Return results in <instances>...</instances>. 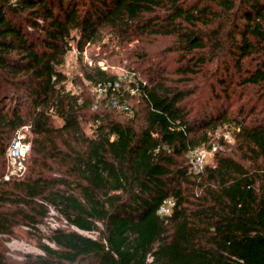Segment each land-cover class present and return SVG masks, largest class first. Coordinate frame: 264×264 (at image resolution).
Masks as SVG:
<instances>
[{
    "label": "trees",
    "instance_id": "obj_1",
    "mask_svg": "<svg viewBox=\"0 0 264 264\" xmlns=\"http://www.w3.org/2000/svg\"><path fill=\"white\" fill-rule=\"evenodd\" d=\"M107 36L169 38L176 65L100 96L67 89L66 55ZM23 126L0 235L24 225L42 254L14 262L0 237V264H264V0H0V156ZM215 142L194 173L191 152ZM49 207L78 231L40 233Z\"/></svg>",
    "mask_w": 264,
    "mask_h": 264
},
{
    "label": "rangeland",
    "instance_id": "obj_2",
    "mask_svg": "<svg viewBox=\"0 0 264 264\" xmlns=\"http://www.w3.org/2000/svg\"><path fill=\"white\" fill-rule=\"evenodd\" d=\"M171 42L172 40L169 38L133 39L131 37L123 41L119 38L115 39L107 36L102 42L87 45L82 56L79 55L73 46L72 50L66 55L64 64L59 69L67 77V89H71L77 93L85 91L92 95L94 94V88L84 83L81 79L80 69L83 65L98 66L107 73L116 75L118 78L128 77L126 85L133 80L145 82L148 73L154 68L153 64H157V66L166 64L169 69L175 67L176 59L163 53L170 46ZM54 124L55 126H59L61 122L56 120ZM89 126H85L87 132ZM24 137L30 138L29 132H25ZM220 137H224L227 143H232V139L228 133L218 132L215 141H218ZM13 138L14 136L12 140ZM213 144L215 150L200 149L205 153L204 164L211 165L213 162V155L217 150V142ZM10 171L11 168L6 162L5 155L0 156V178L4 181V177L9 175ZM56 222L60 224V221H57L54 217H47L44 223L38 224L36 228L40 233L47 235L49 230H53ZM33 235L34 233L30 231V228L21 225L14 230L13 236L3 238V245L6 248L7 256L12 261L17 262L21 261L24 255H41L42 251L37 246V241L32 237ZM87 236L94 237L96 234L89 233ZM42 241L47 243L44 238ZM8 246L13 248V250Z\"/></svg>",
    "mask_w": 264,
    "mask_h": 264
},
{
    "label": "built area",
    "instance_id": "obj_3",
    "mask_svg": "<svg viewBox=\"0 0 264 264\" xmlns=\"http://www.w3.org/2000/svg\"><path fill=\"white\" fill-rule=\"evenodd\" d=\"M127 78L128 77H121V78L119 77L118 81H116L113 84L107 83L104 85H98L97 87L93 89V91L94 93L100 96V95H104L109 90H113V91L120 90V83H123L124 81H126ZM132 93L133 91H131V94ZM111 107L118 108V109L125 110V111L128 110L127 105H121L115 99L111 101ZM25 132H29L28 126H23L19 128L15 132L14 138L6 150V154H5L6 162L8 166L11 168V171L9 172V175L4 177L5 181H9L10 179H20L24 176L26 172L27 158L30 153L31 145L28 139L24 137ZM211 150H215V147L211 148ZM204 159H205V153L203 151L194 150L191 152L189 161L191 164V170L194 173H199L200 171H202L205 165ZM165 204L166 205L160 209L161 214L168 213L170 206L173 205L172 201H167ZM48 217H54L57 221H60V224L56 222L53 230L62 228V229H72V230L78 231L72 226H69L65 220L57 219L58 217L57 213L51 207H49ZM84 234L87 235L89 233H84ZM0 237L5 238L7 236L0 235ZM10 249L13 250V248H10Z\"/></svg>",
    "mask_w": 264,
    "mask_h": 264
}]
</instances>
